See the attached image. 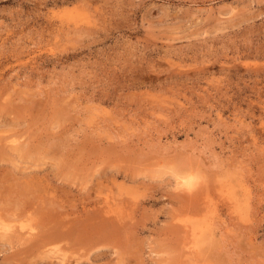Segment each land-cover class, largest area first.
Instances as JSON below:
<instances>
[{
    "label": "rangeland",
    "instance_id": "1",
    "mask_svg": "<svg viewBox=\"0 0 264 264\" xmlns=\"http://www.w3.org/2000/svg\"><path fill=\"white\" fill-rule=\"evenodd\" d=\"M0 264H264V0H0Z\"/></svg>",
    "mask_w": 264,
    "mask_h": 264
},
{
    "label": "bare ground",
    "instance_id": "2",
    "mask_svg": "<svg viewBox=\"0 0 264 264\" xmlns=\"http://www.w3.org/2000/svg\"><path fill=\"white\" fill-rule=\"evenodd\" d=\"M37 109V108H36ZM49 152V151H48ZM228 198V197H227ZM227 200V199H226ZM194 229V228H193Z\"/></svg>",
    "mask_w": 264,
    "mask_h": 264
}]
</instances>
